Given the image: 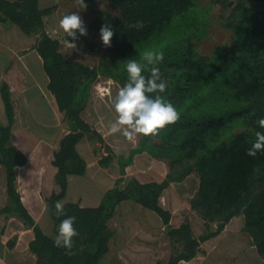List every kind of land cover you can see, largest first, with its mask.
<instances>
[{"label":"trees","instance_id":"16d2710c","mask_svg":"<svg viewBox=\"0 0 264 264\" xmlns=\"http://www.w3.org/2000/svg\"><path fill=\"white\" fill-rule=\"evenodd\" d=\"M40 1L0 0V22L13 23L25 34L39 36L35 49L43 59L49 78L48 90L70 130L51 161L57 170L55 182L58 191L47 197L48 209L54 221L55 236L66 216L76 217L74 228L79 235L73 238L70 254L65 248L54 246L55 237L44 232L22 201L17 188V169L25 166L28 158L12 145L15 107L10 86L3 82L0 90L8 122L5 126L0 124V165L6 168L10 203L0 209V214L15 216L27 229L33 230L35 238L30 242L29 250L37 258V264H100L109 253L115 236L110 221L119 205L130 200L154 211L166 226L175 251L165 264L194 260L203 243L219 237L240 215L245 217V233L264 261V152H258L255 157L246 155L255 140V132H264L257 125L258 118L264 117V0H238L237 3L211 0L226 8L232 7L226 26L234 40L231 48L220 50L213 57L200 54L193 43L205 13L200 7L196 9L198 4L200 6L199 0H108L120 16L111 17L98 10L97 16L90 21V28L96 33L105 23L110 24L114 31L111 46L107 47L108 57L94 67L69 60L62 53L60 41L45 31V18L53 14L55 7L41 9ZM96 1L84 0L88 4ZM187 13L192 22L178 30L176 48L164 56L159 67L162 79L168 85L161 95L181 109L199 93H207V89L217 85L218 88L234 91L238 100L247 103L246 108L226 118L168 125L155 135L157 142L153 136H143L128 157H119L122 176L98 207L63 203L69 176L86 175L88 165L78 151V145L85 138L97 139L104 145L108 155L99 160L101 167L111 168L116 158L102 134L83 117L93 86L104 76L114 79L122 87L127 82L123 66L137 48L154 35L176 28L177 18ZM91 48L94 46L91 45ZM210 95L217 94L209 92ZM230 130L239 132L231 144L219 142ZM144 153L155 159H168L171 167L179 168L168 173L161 182H143L131 177L126 186L120 188L126 180L127 167L134 164L137 155ZM192 174L199 178V185L189 204L205 221L208 229L200 237L194 235L189 220L179 227H172L173 213L161 202L165 191L173 183H182ZM57 201L63 203L66 216L56 214ZM212 223L217 225L216 230L209 229ZM15 243L12 240L9 246L12 248Z\"/></svg>","mask_w":264,"mask_h":264},{"label":"rangeland","instance_id":"374dc122","mask_svg":"<svg viewBox=\"0 0 264 264\" xmlns=\"http://www.w3.org/2000/svg\"><path fill=\"white\" fill-rule=\"evenodd\" d=\"M232 1L237 3L238 0ZM199 2L200 6L198 4L196 9L200 7L202 11L204 10L205 16L203 15L204 19L193 43L197 46L200 54L213 57L218 51L233 46L232 32L226 26L232 7L226 8L222 4L211 2V0H199ZM85 4L87 8L80 9L76 4V0H41L40 8L55 7L53 14L45 18V31L53 39L60 41L62 53L69 60L79 61L94 67L108 57V52L107 47L102 43L99 33L91 30L90 21L97 16L96 12L98 10L104 11L111 17L120 16V13L112 7L108 0H97L93 4L85 2ZM73 11L79 12L82 17L87 35L80 36L79 32H77L79 39L74 41L77 45L76 48H66L64 45L65 38L69 42L73 41L71 37H66L63 30L59 28V20L65 14ZM176 21H178L176 28L154 35L149 41L141 44L130 56V59L138 58L136 60L139 61L146 49L162 50L164 56L174 51L177 46L176 36H178V30L186 28L192 22V18L187 13L177 18ZM4 27L6 29L5 40L3 47L0 49V78L2 80L0 85L3 82L13 85L15 94H12V98L15 108L18 110L19 107L20 114L27 116L24 119L18 118L15 132L13 131V144L17 143V139L21 136L19 134L24 131V122L28 124V127H31L37 137L46 138L49 133L46 132L47 129L42 128V123L43 126L51 124L57 114L60 113L57 109L56 101L50 100V98L53 99V95L47 91V98H44L41 92L45 88L44 76H46V80L48 76L40 62V59L43 61L42 57L37 49L35 51L32 50L39 36L27 35L17 25L10 22L0 24V28ZM91 45L94 48H91ZM27 53L28 55L25 56ZM158 66L160 67L161 64ZM123 67L125 68V65ZM120 87L121 85L114 79L104 76L100 77L93 86L89 104L83 114L84 119L96 128L104 137L105 142L113 148L116 157L114 163L109 169L101 167L99 160L108 155L104 145L97 139L86 138L82 142L80 150L88 160V172L86 176L73 177L68 191V202H80L83 207L99 206L105 194L117 186V180L122 176L119 157H128L131 150L140 144L142 135L137 136L134 141H128L124 138V126H120V131L118 132L112 133L110 131L111 126L118 118L114 110V103ZM209 92L217 95L208 96ZM204 93H199L197 97L189 100L183 108L178 109L181 117L177 123L200 122L208 118H226L247 106V103L235 97L234 91L218 88L217 85L211 86L207 89V93ZM25 100L28 103H33V107H29L31 104L28 105V112L24 110ZM59 117L63 123L61 128L64 127L67 131H70L64 121V117L62 115H59ZM6 121L7 116L0 90V124L6 125ZM237 133H239L238 130H230L218 141L231 144ZM37 137H32V139L28 137V145L32 142L35 143L36 141L34 140ZM152 138L155 142L158 141L156 136ZM174 144H177V140H174ZM212 146H214V143ZM0 167L3 170V174L0 171L1 185L2 177H6V172L3 165ZM175 168L179 167H171L168 159L159 160L153 158L150 154H142L135 157V163L132 166L127 167V174H129L130 178L137 177L143 182H160L162 178L173 172ZM50 171L52 186L50 185V175L47 179L48 182L43 181L42 187L38 191V202L35 203V201L33 205H30L32 206V211L38 215L36 217L37 223L44 232L51 237H55L54 221L49 213L47 197L53 193L51 187H53V191H57L58 187L55 182L57 170L51 166ZM127 182L126 179L123 184H120V188H124ZM3 184H5L4 181ZM3 184L2 186L4 187ZM198 185L199 178L196 174H192L182 183H173L161 200L162 205L173 213L172 227H179L183 222L189 220L196 237H200L208 230L205 221L196 211L191 209L189 204V200L195 195ZM17 188L19 191L18 179ZM4 196L6 201L8 193L5 192ZM8 201L10 203L9 197ZM0 207H2L1 204ZM161 220L160 216L154 211L146 209L134 201L130 200L121 203L114 218L110 221V227L115 231V236L110 243V251L104 256L100 264L167 263L170 256L174 253L175 247L167 236L166 226ZM4 221L3 219L0 221V232L7 228L4 225ZM21 224L25 227L22 221ZM3 226L5 227L3 228ZM216 227L217 225L212 223L209 229L216 230ZM244 227V215L235 217L219 237L203 243L199 255L185 264H259L263 262L258 250L254 248L252 239L245 233ZM12 240L18 243V236H13L6 240L2 246L3 250L0 245V264H5L4 259L11 264H37V258L30 252L29 246L24 247V244H19V251H17L15 250L16 243L12 248L9 246V242Z\"/></svg>","mask_w":264,"mask_h":264},{"label":"clouds","instance_id":"9594fccd","mask_svg":"<svg viewBox=\"0 0 264 264\" xmlns=\"http://www.w3.org/2000/svg\"><path fill=\"white\" fill-rule=\"evenodd\" d=\"M76 4L80 9L87 8L84 0H76ZM59 28L73 41L69 42L65 38L66 48H76L74 41L79 39L77 32L80 36L87 35L84 21L77 11L65 14L59 20ZM99 35L103 45L110 47L114 36L112 26L108 23L102 24ZM163 60L164 52L153 49H146L139 61L133 58L127 60V82L119 88L115 96L114 110L118 118L111 126L112 133L120 131V126H124V138L134 141L139 135H158L165 127L180 120L181 113L178 109L161 95L168 86L167 81L162 79L158 66ZM145 72L148 74L145 75ZM257 125L264 129V117L258 118ZM258 152H264V132L261 131L255 132V140L247 149L246 155L255 157ZM55 209L57 215L66 216L62 202L57 201ZM75 220V216H66L60 222L58 234L54 238V246L65 248L69 254L73 248V238L79 235L74 228Z\"/></svg>","mask_w":264,"mask_h":264},{"label":"crops","instance_id":"0c3cea01","mask_svg":"<svg viewBox=\"0 0 264 264\" xmlns=\"http://www.w3.org/2000/svg\"><path fill=\"white\" fill-rule=\"evenodd\" d=\"M5 23H8V22H0V24H5ZM4 29H5V27L0 28V46H1L0 49L3 47L2 45H3L4 40H5L6 29L5 30ZM35 46H36V44H35ZM35 46L32 49L33 51H35ZM30 52H31V50H30ZM28 53L25 56H27ZM38 59H40V58H38ZM40 62L44 68L43 61L41 59H40ZM44 77H45L44 78L45 88L42 89L41 92L43 94V97L47 98L46 97L47 93L50 92L48 90L49 78L46 80V76H44ZM1 82H2V80L0 78V83ZM9 86L11 89V93L15 94V90H14L13 85L9 84ZM52 97H53V99L50 98V100L54 101L55 100L54 96H52ZM14 99H15V97H14ZM12 101L14 104L13 98H12ZM16 101H17V98H16ZM29 104H31L29 107H31V106L33 107V103H31V102L28 103V101H26L24 103V110L27 112H28V108H29L28 105ZM3 105L5 107L4 101H3ZM14 107H15V104H14ZM30 109H32V108H30ZM53 109H54V107H53ZM5 112H6V110H5ZM55 112H56V110H55ZM59 115H62V114H57V116L55 115L56 116L55 120L51 124H46L47 126H43V123H42V128L47 129L46 132L49 133L46 138L37 137V135L32 131L31 127H28V124H25L26 122H24L23 123L24 131L19 134V136L20 135L21 136L17 139V143L13 144V139L11 140L12 145L15 146L21 153L26 155L28 158L27 164L25 166L19 167L17 169V179H18V187L20 188L19 191H21L20 194L22 197V201H23L25 207L30 212V214L35 218L36 222H37L36 217L38 215L35 214L36 212L34 213L32 211V209H31L32 206L30 204L33 205V203L35 201H36L35 203L38 202V198H37V194H39L38 191L42 187L43 181L46 182L47 179L49 178V176L51 175L50 174L51 173L50 167L52 166L51 161H52L53 155L57 150H59L60 142L63 139V137L69 133V131H67V129H65L64 127L61 128L63 123H62V120L59 119L60 118ZM15 116H16V119H15V124H14L13 130H12V138H13V134H14L13 131L15 132V129L17 126L18 118L24 119L27 117L26 115L23 116L20 114L19 107H18V110H16V108H15ZM7 122H8V120L6 121V125H7ZM3 126H5V125H3ZM35 136L37 137L34 140L36 142L35 143L32 142L30 145H28V137H31L30 139H32V137H35ZM82 142L78 145V151L80 152L81 156L86 160L87 165L89 167V163H88V160L86 159V156L84 154H82L81 150H80V146L82 145ZM144 154H148V153H144ZM140 155H142V154H140ZM134 163H135V159H134ZM0 166H2V165H0ZM88 167H87V172H88ZM4 169L6 172V168H4ZM0 171L3 174V170L1 167H0ZM87 172H86V175H87ZM75 176H79V175H70L69 176L68 190H67L66 197L63 199V203L68 202L67 201L68 191L70 188L71 181H72L73 177H75ZM129 178H130V176H129V174H127V170H126L125 179H127V181H128ZM165 178H162L161 180H163ZM3 181L5 184H3ZM144 182H146V181H144ZM2 184L4 185V187L2 186ZM50 185L52 186V175L50 176ZM51 188H52L51 191L54 192L53 187H51ZM57 191H58V188H57ZM5 192H7L6 191V177L4 178V176H3L2 180H1V185H0V204L2 205V207H0V209L6 207L9 203L8 196H6V201H5V196H4ZM35 198H36V200H35ZM2 201L4 202V205H3ZM79 204L81 205L80 202H79ZM2 219H3V221L5 219L4 225H6L7 228H5L3 231L0 232L1 233L0 234L1 249L3 250L2 246L5 244L6 240H9L10 237H13V236H18V243H16L17 245H16L15 250L19 251V244L20 245L24 244V247H28L30 242L35 238V234H34L33 230L27 229L26 227H24V225L21 224V221L19 220V218L15 217V216L7 215V217H6V215L0 214V221ZM4 227L5 226H3V228ZM254 248H256V247L254 246ZM2 254H3V251H2ZM2 256L5 257L4 255H2ZM4 263L5 264H11V263L6 262L5 259H4ZM185 263H189V262L183 261L181 264H185ZM263 263H264V261L259 263V264H263Z\"/></svg>","mask_w":264,"mask_h":264}]
</instances>
